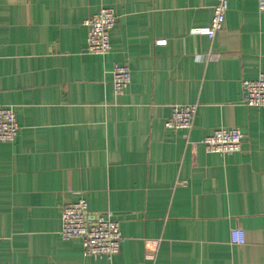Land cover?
I'll use <instances>...</instances> for the list:
<instances>
[{
    "label": "crops",
    "instance_id": "obj_1",
    "mask_svg": "<svg viewBox=\"0 0 264 264\" xmlns=\"http://www.w3.org/2000/svg\"><path fill=\"white\" fill-rule=\"evenodd\" d=\"M215 1L0 0V105L19 127L0 142V264H264V108L242 92L264 74V12L229 0L209 39ZM102 6L117 24L90 54L83 20ZM114 63L131 75L120 94ZM186 103L192 128H166ZM219 127L241 131L239 151H205ZM80 197L119 222L110 259L58 233Z\"/></svg>",
    "mask_w": 264,
    "mask_h": 264
},
{
    "label": "built area",
    "instance_id": "obj_2",
    "mask_svg": "<svg viewBox=\"0 0 264 264\" xmlns=\"http://www.w3.org/2000/svg\"><path fill=\"white\" fill-rule=\"evenodd\" d=\"M228 1H215L210 23L205 29L209 39H213L222 29ZM257 9L264 12V0H257ZM116 24L115 10L109 6H102L97 12L86 17L83 20V25L86 27V52L96 55L108 53L111 48L110 30ZM164 43V39L156 41L159 45ZM111 74L114 93H122L131 78L128 66L123 63H114ZM242 92L245 105L264 108V74L260 73L255 79L243 80ZM196 109L195 103L172 105L164 126L189 131L193 126ZM18 129L13 108L0 105V142L14 141ZM242 142L243 134L237 127H219L200 139V144L206 152H215L220 155L239 151ZM58 233L65 240L80 239L82 254L94 258L110 259L115 256L120 250L122 240L119 222L114 217V213L108 210L91 216L88 213L87 201L83 197L63 206ZM230 241L232 244H243L245 242L243 230L231 229Z\"/></svg>",
    "mask_w": 264,
    "mask_h": 264
}]
</instances>
